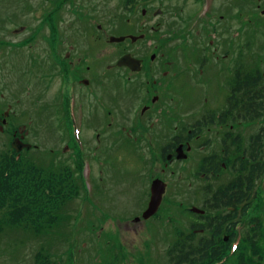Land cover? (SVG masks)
Here are the masks:
<instances>
[{
  "label": "flooded vegetation",
  "instance_id": "obj_1",
  "mask_svg": "<svg viewBox=\"0 0 264 264\" xmlns=\"http://www.w3.org/2000/svg\"><path fill=\"white\" fill-rule=\"evenodd\" d=\"M189 1L164 8V0H0V158L15 152V141L39 148L43 140V150L73 177L80 179L88 161L91 231L106 245L124 247L131 220L145 228L148 245L231 242L242 206L224 207L220 197L225 189L232 194L236 180L247 188L257 176L253 166L264 164L258 131L249 134L253 125L243 129L239 121L247 99L242 3L193 0L190 8ZM206 1L210 10L203 15ZM251 69L264 89V69ZM97 103L102 116L96 119ZM42 127L45 134L35 130ZM6 141L10 149L2 153ZM69 151V164L56 160ZM141 162L148 179L136 178ZM156 179L166 191L158 212L144 220ZM187 187L194 190L189 201ZM124 194L141 200L134 217L126 205L111 211ZM195 203L204 213L192 212ZM88 231L78 230V238Z\"/></svg>",
  "mask_w": 264,
  "mask_h": 264
},
{
  "label": "rangeland",
  "instance_id": "obj_2",
  "mask_svg": "<svg viewBox=\"0 0 264 264\" xmlns=\"http://www.w3.org/2000/svg\"><path fill=\"white\" fill-rule=\"evenodd\" d=\"M228 1V0H227ZM226 0H219L218 6H224L227 3ZM234 1V0H232ZM173 2H176L173 1ZM172 0H164L163 7L166 8L168 5L173 3ZM178 3H181L182 0H177ZM229 3V2H228ZM242 3L243 5V20H242V45H243V66L246 68H252V64H258L259 69H264V15H262L261 11L264 10V0H238V5ZM214 4V3H213ZM188 7L193 8L194 2L190 0L187 2ZM214 5H211V10L213 11ZM203 15L205 13L203 12ZM124 20V17H123ZM125 22V20H124ZM134 23V21H132ZM258 27H257V25ZM126 25V22H125ZM260 25V26H259ZM109 27V24H108ZM112 29V27H111ZM255 31V32H254ZM246 41L250 43V47H246ZM252 43H251V42ZM103 67H99L98 71H101ZM97 70V69H96ZM94 69V84L98 87L99 94V83L97 79V72ZM100 104H96L95 118H99L102 115L100 114ZM264 115V112L263 114ZM42 121V119H41ZM90 122V118H88V123ZM98 124L92 125V131L97 127ZM247 125H253L252 128H249V134H253L255 131L264 129V117L260 120L254 121L252 124L248 122H242L241 127L245 129ZM45 127V126H44ZM35 130L40 134H45L43 127ZM90 131V126L88 127V132ZM258 132L254 133L257 134ZM262 141V145L264 147V132H259ZM89 136V134H88ZM83 140V139H82ZM5 140H3L4 142ZM41 142H37L40 147L39 150H34L29 154H25L26 160H33V162L38 163V165H46L48 162L55 163V160L52 159L46 151L43 150L44 143L43 140ZM2 142V143H3ZM9 143L6 141L5 145L1 148L2 153L9 151L10 147ZM33 146V145H32ZM8 147V150H7ZM44 148H47L44 146ZM84 148V147H83ZM48 149V148H47ZM76 152V150H74ZM86 152V150H82ZM71 153L57 155L56 160L64 162V164H69L71 161H68ZM132 160V159H131ZM130 160V161H131ZM124 161H126L124 159ZM129 163L128 161L125 162ZM94 164V160H93ZM132 164V163H129ZM127 165V176H132L133 172L130 165ZM118 166L121 167L119 164ZM115 174L117 172L114 171ZM113 172V174H114ZM144 173L145 177L148 179L149 174L147 173V166L144 163H140V167L136 173V178L140 179L141 175ZM85 174V172H84ZM125 174H121L120 177H124ZM154 176V173L151 174V177ZM224 181V180H222ZM257 189L258 195L261 197L259 199L260 203L264 204V177L257 179ZM86 186L88 191L93 189L92 184L90 183V179H86ZM133 185V184H132ZM150 183L148 184V186ZM137 188L140 190L138 184L133 185L131 190ZM120 189H124L120 184ZM194 190L187 187L186 189V201H189V198L193 195ZM87 195H89L87 193ZM81 198H74L72 203L65 210V217L70 215L68 221H65L64 229V237H56L55 232L53 234L47 232V230H43L44 227H39L38 233H36L31 228H25L21 226H13V224H9L7 222L2 223L4 227L3 231L0 232V264H43L47 260L49 263L53 264H109L111 261L115 263L116 257L118 261L116 264H169L168 261V252L173 249H169L170 246L168 244L163 243H152L148 245V240L151 238L149 234L146 232L145 228L142 225H134L135 220L130 221V232H123V241L124 247L119 248L118 245H106L102 241H100L98 236V231H91L94 229L93 222L90 218V214L87 215V219L79 218L76 221H72L74 215L72 213L77 214L76 207L77 205H81L82 201H79ZM89 199V198H88ZM120 202H113L115 208H112L111 211H119L120 205H122V209L125 205L130 209L131 217H134L136 214L135 210L141 207V200L138 197H130L127 194L121 195L118 197ZM86 206H88V212H90V208L92 209V205L89 201L85 202ZM258 204V202H257ZM200 203H195V206L200 208ZM257 206V210H260L259 205ZM264 209V208H263ZM262 209V210H263ZM254 216H258V211H253ZM129 217V215H126ZM126 217V218H127ZM262 218V222L264 224V213L260 216ZM4 219L5 217H0ZM140 218V217H139ZM106 222L103 223V227H105ZM245 221L241 222V227L238 229V233L242 235H247L248 231L245 232ZM124 225V224H123ZM129 225V220H126V224L124 226ZM111 226H116V222L113 221ZM244 226V230L242 227ZM89 229L87 234H84L81 240L78 238V230L80 229ZM42 229V231H40ZM135 229V231H134ZM28 230V231H27ZM37 231V230H36ZM169 249V250H168ZM39 255V259L37 260L36 256ZM235 255V254H234ZM234 255H228L226 258H231ZM221 260V259H220ZM218 260L215 264H220Z\"/></svg>",
  "mask_w": 264,
  "mask_h": 264
},
{
  "label": "trees",
  "instance_id": "obj_3",
  "mask_svg": "<svg viewBox=\"0 0 264 264\" xmlns=\"http://www.w3.org/2000/svg\"><path fill=\"white\" fill-rule=\"evenodd\" d=\"M250 71L252 70H244L245 74L241 82V87L246 90L247 94V99L241 101L244 112L241 119L249 124L260 120L264 112L261 74L255 78L249 73ZM257 144L259 145L257 151L262 153L260 137ZM17 156L16 153L13 156L3 155L0 158V217H5L4 219L0 218V232L4 229L2 223L7 222L13 226L31 228L36 233H38L39 227H44L42 229H46L51 234L55 232L56 237H64L63 227L65 221L70 218V215L64 216L66 206L68 207L74 198H81L80 200L85 202L89 201L87 196L74 197L70 194L65 195V193L66 191L71 192V194L73 191H86L85 182L81 178L71 176L73 172L70 169L63 170V167L53 162L38 165L31 159L30 161L26 160L25 154L21 155L19 159L16 158ZM253 169L257 172L253 173V176L257 174L256 178H260L264 164L259 160ZM79 171L82 172V163ZM256 178L248 181L247 188H244L243 179L234 181L231 184V187L234 188L232 194L231 190L225 189L224 191H227L226 196L220 197L224 207H236L239 203L243 204V218L247 216L246 211L249 208L259 212L256 219H253L256 223V234L252 235L249 231L234 257L225 263L218 262L220 264H264V224L260 217L264 213V204H261L260 201L258 204L256 202L254 192ZM239 184L240 186L236 187ZM256 205H259L260 210H257ZM224 246L225 244L173 246V250L167 254L168 261L169 264H215L228 254L229 245L225 246L226 250L223 248ZM114 257H116L115 263L111 261L109 264H116L118 258L116 255ZM36 258L39 259L38 254Z\"/></svg>",
  "mask_w": 264,
  "mask_h": 264
},
{
  "label": "water",
  "instance_id": "obj_4",
  "mask_svg": "<svg viewBox=\"0 0 264 264\" xmlns=\"http://www.w3.org/2000/svg\"><path fill=\"white\" fill-rule=\"evenodd\" d=\"M123 40H124V38H118V39L112 38V41H116V42H121ZM119 64H120V66L125 65L126 64V58H123ZM13 147L18 151H21L24 147H26L28 149L30 148V146H22V145L18 146L16 143L13 144ZM164 192H165V184L160 180H156L152 185L151 201H150L148 209L146 210V212L143 215L144 219H149L158 211V208L161 205V201H162V197H163ZM193 211L202 213V211H200L196 208H194Z\"/></svg>",
  "mask_w": 264,
  "mask_h": 264
}]
</instances>
